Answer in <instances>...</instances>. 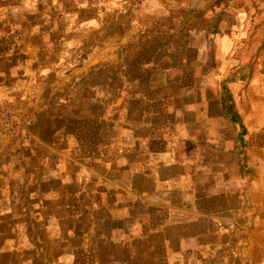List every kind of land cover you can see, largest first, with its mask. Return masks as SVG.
Returning <instances> with one entry per match:
<instances>
[{
  "label": "crops",
  "instance_id": "obj_1",
  "mask_svg": "<svg viewBox=\"0 0 264 264\" xmlns=\"http://www.w3.org/2000/svg\"><path fill=\"white\" fill-rule=\"evenodd\" d=\"M158 4L0 0V264H264V15Z\"/></svg>",
  "mask_w": 264,
  "mask_h": 264
},
{
  "label": "rangeland",
  "instance_id": "obj_2",
  "mask_svg": "<svg viewBox=\"0 0 264 264\" xmlns=\"http://www.w3.org/2000/svg\"><path fill=\"white\" fill-rule=\"evenodd\" d=\"M160 1L161 4H158L157 7H154L153 15L161 16V15H167V19H169L170 23L169 26L172 28L176 24L173 23L174 18H176L178 15L184 16L187 20V30L192 26L193 24H197L199 27L203 28H211L212 27V21H213V15L216 11L222 9L226 4L232 3L234 5L233 9L237 11L235 15H264V2L263 0H260L259 3L258 0H252L249 2H246L247 0H156ZM242 3H244L245 8L242 6ZM248 5V8L246 7ZM168 6V7H167ZM222 6V7H221ZM260 6V7H259ZM167 21V20H165ZM191 22V23H190ZM167 24L164 25L166 27ZM251 30L256 31L258 24H251ZM158 29L159 31L162 30V21H155L153 29ZM153 30V32H155ZM133 31H137V34H134L132 38H127L125 41H123L122 53L126 52V55L119 56L122 60V62H125L129 58V53L131 50L139 46L141 43H145L147 40H144L146 38V35H150V31H146L142 28H134ZM136 33V32H135ZM156 40H154V45L157 47H167L168 45L171 46L172 42H177L176 36H166V34H161L157 36ZM163 37V39H161ZM169 37V38H168ZM168 38V39H167Z\"/></svg>",
  "mask_w": 264,
  "mask_h": 264
},
{
  "label": "built area",
  "instance_id": "obj_3",
  "mask_svg": "<svg viewBox=\"0 0 264 264\" xmlns=\"http://www.w3.org/2000/svg\"><path fill=\"white\" fill-rule=\"evenodd\" d=\"M22 122L23 116L13 103L0 101V139L14 135Z\"/></svg>",
  "mask_w": 264,
  "mask_h": 264
}]
</instances>
